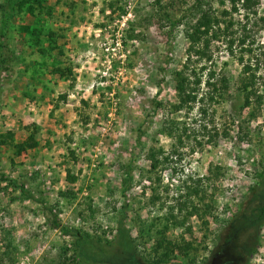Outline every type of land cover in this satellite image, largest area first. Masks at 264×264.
<instances>
[{
  "label": "rangeland",
  "instance_id": "1",
  "mask_svg": "<svg viewBox=\"0 0 264 264\" xmlns=\"http://www.w3.org/2000/svg\"><path fill=\"white\" fill-rule=\"evenodd\" d=\"M202 1L219 7L217 0ZM42 2L49 12L42 9L41 20L15 13L3 40L8 60L0 76V133L12 131L18 142L35 125L38 145L16 156L8 141L0 144V264H70L72 238L51 225L50 211L88 237L90 260L83 264H264V219L249 233L236 227L231 240L232 217L264 188L256 177L264 170V0L255 15L240 8L227 17L233 38L243 32L245 43L253 38L252 52H242L240 61L237 40L233 54L224 39L212 41V60L195 65L213 61L227 76L224 99L196 102L189 112L176 108V72L199 16L195 0ZM20 24L36 26L38 42L31 43ZM53 65L70 67L71 74L59 76ZM250 72L262 97L257 108L254 99L242 105L240 80ZM252 108L256 114L249 117ZM173 122L178 128L171 134ZM184 126L188 135L178 130ZM152 148L177 154L152 171ZM210 167L220 175L208 224L191 216L188 229L167 231L170 239L183 234L192 241L193 260L176 252L163 257L154 245L158 218L176 201L181 179L205 176ZM155 174L163 210L148 202ZM150 222L155 226L146 232ZM123 233L130 243H123Z\"/></svg>",
  "mask_w": 264,
  "mask_h": 264
},
{
  "label": "trees",
  "instance_id": "2",
  "mask_svg": "<svg viewBox=\"0 0 264 264\" xmlns=\"http://www.w3.org/2000/svg\"><path fill=\"white\" fill-rule=\"evenodd\" d=\"M156 2L159 3V0H156ZM217 2L220 8L218 7L217 9H214L211 6H205L202 0H195V3L199 5V16L191 25L190 30L186 33L188 45L186 47L185 60L182 64L181 70L176 72V77L178 79V103L176 104V108L185 110V112L192 110L196 102L202 104L221 102L228 90L229 79L224 73H222V71H216L214 65L212 64L213 61H211L208 65L202 64L198 68L195 67V65L202 59H205L207 62L212 60V41L224 39L229 53L233 54L234 50L232 45L237 40L236 45H238V51L240 53L237 58L240 61H242L243 58L241 55L242 52H252L253 38L245 43L248 37L246 32L237 36L236 39L233 38L232 27L234 24L232 20L227 19V17L233 12L238 11L240 8L246 12L244 15H247L248 12L255 15L257 13L255 7L259 4V0H217ZM227 3L229 7H227ZM42 4V0H2V2H0V76L1 71L4 68V65L7 64L8 60L3 49L6 46L4 41L6 39L9 19L14 16L15 13L24 12L31 17L41 20V18H38L39 13L42 9H45ZM112 5L113 4L110 3V6ZM45 10H47L46 12H49L48 7ZM164 17L172 27L178 22L176 19H171V16L167 14V12L164 13ZM18 28L20 32L28 35L31 43L35 44L38 42L37 34L39 31L36 26L30 24H20ZM227 33L230 35L229 38H227ZM39 50L41 49L39 48ZM51 71L59 76L66 77L68 74H71L72 69L70 67L53 65ZM254 81V72H250L247 76L240 80L239 88L243 93V106L251 105L253 103V99L256 100V108L261 105L262 97L256 94L253 88ZM199 107V110L203 114L207 112V109L203 107V105ZM255 114V108H252L249 113V117H254ZM170 127L171 134L174 133L172 132L173 130L178 128L176 122H173ZM37 130V126L34 125L32 129L29 130L27 137L18 142L13 141L12 131L7 130L4 133H0V144L8 141L13 154L16 156L20 155L28 149L37 147L38 140L35 135ZM178 130L181 133L188 135L186 133L187 129L185 126ZM177 137L181 139V134L178 133ZM176 154L177 151L172 150L171 154L167 156L161 148H152L147 154L148 159L150 160L151 170L153 171L157 168L165 167L167 165L166 163L170 162L171 157ZM129 169L130 166L128 165V181L130 180ZM207 171L208 174L205 176L193 177L189 174L181 179L175 188L176 196L174 199L176 201L173 204H169L165 212L161 214V218H158V220H160V225L154 230L156 233L154 245L156 250H161L163 257H168L171 253L176 252L179 255L186 257L188 261L193 260V256L190 257L191 251L194 249L192 241H186L183 234L178 239H170L167 236V231L170 228L177 226L188 229V226H185V224L191 216H196L204 225L208 224L207 216L213 215V196L216 192L214 182L216 178L219 177L220 172L211 167ZM256 177L258 179V183L264 184V170L256 173ZM152 178V182L154 184L151 186L148 202L158 207V210H163L166 202L162 200L159 192L161 176L159 174H155V176L150 177V179ZM13 185L20 188L22 192H25L22 184L17 185L13 182ZM211 187H213V190ZM261 191L260 193H253L250 195L248 198L249 206L242 212H237V214H234L232 217L231 223L234 226V229L231 231V240H234L238 235L236 227H240V231L247 228L246 233H249V227L260 224L263 221L264 188L263 190L261 189ZM50 212L51 225L58 228L62 234L68 235L72 238L74 253H72L67 259L70 261V264L86 263V257L88 258L87 260H90V256L88 254L89 251L84 246L88 237H86L80 229L63 224L55 212ZM154 226L155 224L150 222L146 225V232H150L151 230L149 228ZM119 229L120 232L125 230L123 226ZM123 234L124 235H121L123 243H130L129 240H127L129 239L128 233Z\"/></svg>",
  "mask_w": 264,
  "mask_h": 264
}]
</instances>
